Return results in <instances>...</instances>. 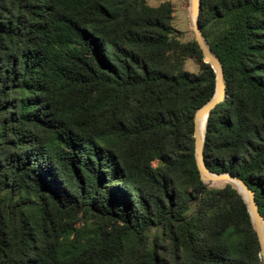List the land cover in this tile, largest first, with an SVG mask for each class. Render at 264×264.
<instances>
[{
	"label": "trees",
	"instance_id": "1",
	"mask_svg": "<svg viewBox=\"0 0 264 264\" xmlns=\"http://www.w3.org/2000/svg\"><path fill=\"white\" fill-rule=\"evenodd\" d=\"M147 1L0 0V264H262L242 197L196 164L215 72ZM197 21L225 89L204 162L264 219V0H200Z\"/></svg>",
	"mask_w": 264,
	"mask_h": 264
},
{
	"label": "water",
	"instance_id": "2",
	"mask_svg": "<svg viewBox=\"0 0 264 264\" xmlns=\"http://www.w3.org/2000/svg\"><path fill=\"white\" fill-rule=\"evenodd\" d=\"M193 3H194V21H193L192 27H193L194 34H195L194 39L197 42L201 50L204 62L210 63L211 67L213 68L215 72L214 94L205 104H203L200 108L196 110L194 114V120H193L194 121V126H193L194 151H195V159H196V164L199 170L200 179L203 181L204 184H206L207 186H210V180L208 178L210 177L209 175H214L216 179H220V177H226L227 180L231 182L233 181L237 182L242 187V189L245 191L247 195L248 202L243 198L240 192L232 184H229L240 194L244 203L246 204V207H247V210L250 216V220H251L253 229L257 235V239H258L259 246H260L259 256H260L262 264H264V244L262 242L261 231H260V227H261L262 222L264 223V219L262 218L258 210V206L255 201L254 192L246 185V183L242 179L236 176H233L229 173L217 174V173H213L209 171L203 159L204 133L202 134V136H200V133H199L200 124H201L200 117L205 115V123H204V131H205V124L207 121L208 114L210 110L214 108L217 103L224 100L225 89H224L222 65L220 61L218 60V58L216 57V55L210 50L198 26L197 18H198V12L200 8V0H193ZM225 185L226 184H224L221 187H224ZM221 187H217V188H221Z\"/></svg>",
	"mask_w": 264,
	"mask_h": 264
},
{
	"label": "rangeland",
	"instance_id": "3",
	"mask_svg": "<svg viewBox=\"0 0 264 264\" xmlns=\"http://www.w3.org/2000/svg\"><path fill=\"white\" fill-rule=\"evenodd\" d=\"M164 0H148L149 5H157L159 2ZM172 3V19L171 24L175 31V36L181 42H188L195 40V34L192 27V0H169ZM184 69L192 72L198 73L199 66L198 63L193 58H187L184 62ZM225 182L219 181L214 182L213 187H221ZM212 186V185H210ZM158 232V228H151L149 230V235Z\"/></svg>",
	"mask_w": 264,
	"mask_h": 264
},
{
	"label": "bare ground",
	"instance_id": "4",
	"mask_svg": "<svg viewBox=\"0 0 264 264\" xmlns=\"http://www.w3.org/2000/svg\"><path fill=\"white\" fill-rule=\"evenodd\" d=\"M192 11H193L192 21H194V3H193V0H192ZM200 118H201V124H200V132L199 133H200V136H202V134L204 132L205 115H203ZM209 176L210 177H208V178L210 180V185L214 186L213 183L219 182V181L225 182L224 184H232L240 192V194L243 196V198L248 202V198H247L245 191L242 189V187L237 182H234V181L231 182V181L227 180L226 177H220V179H216V177L214 175H209ZM260 231H261L262 242L264 244V223L263 222L261 224Z\"/></svg>",
	"mask_w": 264,
	"mask_h": 264
}]
</instances>
